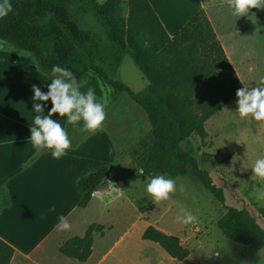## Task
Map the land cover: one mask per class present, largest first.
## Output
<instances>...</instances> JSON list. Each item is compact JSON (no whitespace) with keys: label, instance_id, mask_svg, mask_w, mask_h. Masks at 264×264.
<instances>
[{"label":"rangeland","instance_id":"rangeland-1","mask_svg":"<svg viewBox=\"0 0 264 264\" xmlns=\"http://www.w3.org/2000/svg\"><path fill=\"white\" fill-rule=\"evenodd\" d=\"M155 7L159 13L167 15L165 17L169 18L170 26L175 25L177 20H186L202 9L222 44L236 57L232 68L236 69L242 86H255L264 77V9L253 8L247 16L237 18L230 14L227 0H159V3L155 2ZM119 12L123 18L126 17V0H122ZM253 13L255 15L251 16ZM84 21L83 25L103 29V25L92 14ZM170 26L167 23L169 32L172 31ZM46 77L47 75L39 71L30 54L7 43L4 50L0 51V129L3 127L12 130L13 143L23 141L25 144L26 141L31 144L28 140L33 115L30 112L33 103L31 85L39 86L40 82L44 83L41 87L42 91H46V85L50 83V80L46 81ZM114 79L126 85L132 92H139L148 84L128 55L123 56ZM100 88V98L107 93L109 99L104 130L92 133L77 125L69 137L72 143L77 142L71 147L70 156L66 155L56 160V165L45 168L43 178L38 181L35 179L33 187L31 186L33 190L27 196L21 197L19 185V189L7 203L6 212L0 215V226L5 227L4 235L12 238L18 235L14 242L24 246V249L40 239V231L29 233L24 229L19 232L12 231L11 228H18L19 225L26 228L33 225L45 227L51 222L52 219L47 221V218L53 216L46 209L43 212L30 209L38 201L36 194L51 187L53 179L56 180L60 175L58 194L48 202L59 199L61 215L74 207L66 218L77 230H82L90 223H104L101 237L105 236V239L96 246V253L104 244L112 245L126 232L119 243L120 249L123 246L125 248L119 250L125 254H130L133 250L139 258L144 257V248L134 243L137 240L141 243L144 223L156 222L175 235L191 237L187 244L190 251L187 258H210L216 263L224 259V264H264V248L253 252L247 247L235 245L223 237L216 225V221L225 213L224 206H247L253 209L256 221L264 229V198H258L256 193L257 188H264V180L257 178L251 171L254 161L264 156V134L261 131L263 122L241 120L234 113L235 97L206 121L207 138L201 140L190 136L182 144L184 149L196 157L198 167L208 173L216 186L223 189L224 206L185 178H175L178 190L170 194L168 200L153 203L144 196V177L131 176L132 163L128 156L129 151L149 130L145 114L125 93L117 94L113 98L109 87L100 83ZM43 103L51 106L50 101ZM54 118L62 123L65 119L55 117V114ZM21 127L28 129L27 136H23ZM17 145L14 144V150L21 148ZM102 166H107L110 173L95 192L112 202L105 209H101L95 200L87 210H75V183L80 177ZM19 167L22 166L14 167L11 173ZM60 167L62 170L59 172ZM32 172L31 168L26 176L31 177ZM38 182L40 183L37 184ZM181 185L184 191L179 190ZM3 206L5 205L0 206V210ZM183 208L191 210L197 217L196 221L189 225L178 223L175 218L182 215L180 210ZM70 236L66 231L63 239ZM51 240H46L44 247ZM148 250L153 252L152 249ZM43 259L44 264H66L63 258ZM211 260L207 263L214 264ZM73 262L71 264H79ZM14 264L42 262L38 258H31Z\"/></svg>","mask_w":264,"mask_h":264},{"label":"trees","instance_id":"trees-1","mask_svg":"<svg viewBox=\"0 0 264 264\" xmlns=\"http://www.w3.org/2000/svg\"><path fill=\"white\" fill-rule=\"evenodd\" d=\"M122 0H12L13 11L0 19V40L30 54L40 72L47 75L53 65L71 70L82 91L92 87L101 97L100 83L109 87L112 97L125 93L145 114L149 130L128 156L135 169L145 176L166 173L185 178L224 206V192L182 144L190 136L208 137L205 123L216 115L242 87L216 34L202 9L195 12L169 36L148 0H126L127 15H120ZM94 15L103 29L88 27L85 18ZM124 55H128L147 81L139 92H132L114 79ZM75 127L67 128L69 137ZM77 143V142H76ZM72 143V147L76 145ZM20 172L15 170L13 175ZM110 173L102 166L76 182L77 206L85 208L93 193ZM5 180L0 182V185ZM216 221L224 238L258 252L264 248V229L253 209L224 206ZM102 226L90 225L83 237L65 241L62 255L84 262L90 255L93 232ZM142 240L156 243L168 256L184 260L189 252L175 236L152 226ZM13 250L0 240V264H9Z\"/></svg>","mask_w":264,"mask_h":264},{"label":"clouds","instance_id":"clouds-1","mask_svg":"<svg viewBox=\"0 0 264 264\" xmlns=\"http://www.w3.org/2000/svg\"><path fill=\"white\" fill-rule=\"evenodd\" d=\"M230 14L234 17L247 16L250 9H264V0H227ZM13 11L12 0H0V19L8 16ZM253 13L251 16H254ZM249 17V16H248ZM6 42L0 40V51L5 48ZM46 91H42V84L31 85L32 123L29 126L30 135L28 137L32 147L37 150H51V157L59 160L66 156L72 147L67 128L69 125L76 127L80 125L82 130L97 132L104 130L106 120V106L109 103L107 93L103 98H98L95 89L92 87L82 91V85L78 82L75 74L66 67L55 64L47 73ZM234 113L241 120H254L264 122V77L255 86H242L235 93ZM50 101V107L43 102ZM47 113L45 114V110ZM65 118L63 123L54 118ZM136 174L143 176L144 196L148 201L158 203L170 198V194L175 193L177 184L174 178L166 173L150 174L145 176V169L138 167ZM252 174L264 180V156L258 157L251 166ZM184 191L183 186L179 187ZM5 185H0V206L4 201H10L11 195L7 194ZM258 198H264V188H257ZM139 199V197H137ZM49 212L56 211L55 206L48 209ZM182 215L176 216V221L182 225H189L196 221V215L189 209L180 210ZM71 224L63 215L58 216L57 230L70 231Z\"/></svg>","mask_w":264,"mask_h":264},{"label":"crops","instance_id":"crops-1","mask_svg":"<svg viewBox=\"0 0 264 264\" xmlns=\"http://www.w3.org/2000/svg\"><path fill=\"white\" fill-rule=\"evenodd\" d=\"M148 2L150 3L151 7L153 8L154 12L156 13L158 19L160 20L161 24L163 25L164 29L166 30L169 36H173L194 14L193 13L192 15H190L184 21L179 22L177 20L175 23L173 22L175 25L170 26V20L169 18H166L167 15L163 13H159L158 9L155 7V2L159 3V0H148ZM209 22L212 26L211 21ZM167 23H169V26L171 27L172 31L170 32L167 29L168 28ZM212 28L214 30L213 26ZM215 31L216 30H214V32ZM215 34L223 48V51L228 61L230 62L231 66H233V61L234 59H236V57L233 56V54L231 55L230 52L226 49L225 45L222 44V40L218 36L217 31L215 32ZM230 51L232 52V50ZM239 59L248 60L247 58L245 59L243 57ZM234 72L236 74V69L234 70ZM261 126L263 127L261 131L264 134V122ZM21 128H22L21 133H23V136H27L28 129L23 128V127ZM11 132L12 130L9 128L2 127V129H0V171H2V173H0V182L2 180H5L4 183H2L1 185H5L7 187V190H8L7 194L11 195V197L15 193V191L19 189L18 187L20 185V195L21 197H24V196H27L28 193H30L29 192L30 190H33L32 187L34 185L35 179L36 181H38L43 178L44 169L48 168L49 166L56 165V159H53L51 157V150L49 149L37 151L32 147L31 144H27L26 141H25V144L23 141L13 143V134L11 135ZM14 144H16V146H18L17 144H19L21 148L14 150V148L16 147V146L14 147ZM70 153H71V149L69 150L67 155L70 156ZM18 165L22 166L18 168L20 169V172L13 175L11 171L13 170L14 167ZM31 168L33 169V172L31 173V177H27L26 175L28 174ZM61 170H62V167H60L59 172ZM39 183L40 182H38L37 184ZM60 185H61V181H60V175H59L56 180L53 179L51 187H47L45 190L39 191L40 194L39 192L36 194L38 201L36 202L35 206H33L30 209V210L37 209V210H40V212H43V210L45 209L48 211V209L50 208L49 206L51 207L55 206L56 211L54 213L52 212L48 213V214H51V216H53V217L47 218V221L49 219L50 220L52 219L50 223H48L45 227L44 226L42 227L40 225H33L30 228H26L25 226H21L18 224L20 227L17 226L18 228H13L12 226L11 228L12 231L18 230L19 232L24 229H26L27 232L29 233L40 231L41 233L40 239L32 243L29 248L24 249L23 248L24 246H20L19 244L14 242L15 239L18 237V235H14L13 238L4 235L3 231H5V227L0 226V240L4 242L6 245H8L9 247H11L13 250L9 264H14L16 262L22 263V262H25L26 260H30L31 258H38V260H40L42 264H44L45 262L43 258H63L66 264L74 263L73 261H76L79 264H208L207 262L211 260L210 258H187L190 255V251L187 249V244H188L189 239H191V237L175 235L174 233L159 226L156 222L144 223V226L142 228L143 231L148 226H152L166 235L177 237L180 241V245L183 248L187 249L189 252L188 256L184 260L177 261L176 259L171 258L156 243H153L151 241L142 240V238H141V243H140V240H137V243H134V244H138V246L140 245L142 246V248H144V254H145L144 257L139 258L137 252L133 250L130 251V254L129 253L125 254L123 253V251H120L121 249H124L125 246H123L120 249L119 243L121 240H123V235L126 232L123 235H121L119 239L116 240L112 245L108 246L107 243L104 244V246L98 250V253H96L97 251L96 246L98 247V244L100 242H104L105 236L101 237L102 232H93L92 242H91V247H90V255L86 259V261L79 262L70 257H66L62 255L59 251V247L65 241L73 237H80V238L83 237L86 229L90 225L104 227V223H90L87 227H83L82 230H77L76 227H71V230L67 231L68 235H71V236L66 239H63V236L65 235L66 232L57 230L58 216L61 215L60 200L57 199V201H52L51 203L48 202L49 200H51L50 198H52V200L54 199V196L56 193L58 194V189L60 188L59 187ZM75 186H76V183H75ZM73 196H74V199L78 202L79 195L76 192V189H74ZM95 200L97 201L101 209H105V206H107L110 202H112V201L105 200L98 193L94 192L90 202L85 208L81 209L78 206H75V210L77 209L87 210L89 206ZM7 203H9V201H4L3 204L5 206L1 207L2 209L0 210L1 212L0 215H3V213L6 212V207L8 205ZM73 209L74 207L71 208L68 212H65L63 216L67 217ZM50 238L52 240L50 241L49 244H47L46 247H44L46 240ZM148 249H152L153 252L149 251ZM211 261L214 262V264H224L223 262H225L224 259H222V261H218L217 263L214 260H211ZM47 262H50V261H47Z\"/></svg>","mask_w":264,"mask_h":264},{"label":"bare ground","instance_id":"bare-ground-1","mask_svg":"<svg viewBox=\"0 0 264 264\" xmlns=\"http://www.w3.org/2000/svg\"><path fill=\"white\" fill-rule=\"evenodd\" d=\"M169 4H170V2H169ZM169 15V14H168Z\"/></svg>","mask_w":264,"mask_h":264},{"label":"built area","instance_id":"built-area-1","mask_svg":"<svg viewBox=\"0 0 264 264\" xmlns=\"http://www.w3.org/2000/svg\"><path fill=\"white\" fill-rule=\"evenodd\" d=\"M196 230V229H195Z\"/></svg>","mask_w":264,"mask_h":264}]
</instances>
